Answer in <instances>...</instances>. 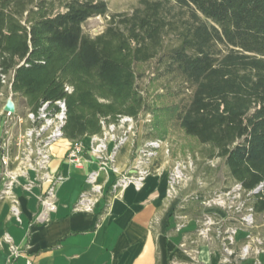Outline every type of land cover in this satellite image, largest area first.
Returning a JSON list of instances; mask_svg holds the SVG:
<instances>
[{
    "label": "trees",
    "instance_id": "obj_1",
    "mask_svg": "<svg viewBox=\"0 0 264 264\" xmlns=\"http://www.w3.org/2000/svg\"><path fill=\"white\" fill-rule=\"evenodd\" d=\"M3 77L28 110L64 101L70 142L120 117L150 116L145 140H164L160 120L175 125L264 215V0H141L112 15L105 0H0L6 98Z\"/></svg>",
    "mask_w": 264,
    "mask_h": 264
},
{
    "label": "crops",
    "instance_id": "obj_2",
    "mask_svg": "<svg viewBox=\"0 0 264 264\" xmlns=\"http://www.w3.org/2000/svg\"><path fill=\"white\" fill-rule=\"evenodd\" d=\"M146 141L141 137L136 145L129 143L116 156V166L123 172L130 170L137 149ZM72 143L62 139L53 147L51 172L63 175L65 182L58 189V208L49 223L34 222L41 208L37 196L43 190L39 188L34 195L17 190L21 226L11 217L9 204L0 202V264H221V242L215 236L197 246L192 244L199 239V220L190 212L195 204H201L200 196H185L181 191L177 198L168 199L170 167L158 159L153 164V175L141 190L130 185L114 194L115 175L111 171L100 172L104 198L96 211L75 212L80 195L87 188V175L99 166L88 163L84 169L73 168L66 158ZM86 158L91 160L89 152ZM210 212L227 221L222 212ZM180 216H186L188 221L183 230L177 228ZM6 233L13 239L17 256H12L9 245L3 241ZM239 235L237 248L246 242Z\"/></svg>",
    "mask_w": 264,
    "mask_h": 264
},
{
    "label": "built area",
    "instance_id": "obj_3",
    "mask_svg": "<svg viewBox=\"0 0 264 264\" xmlns=\"http://www.w3.org/2000/svg\"><path fill=\"white\" fill-rule=\"evenodd\" d=\"M2 84L8 87L9 95L0 94V119L5 118L2 136L0 137V202L9 204L11 217L18 225L23 224L20 198L17 193L21 189L27 195H34L35 189L43 190L37 196L40 210L34 218L38 224H47L58 208L57 192L65 182L63 175L51 172L53 147L63 139V128L67 121V107L64 101L54 104L44 103L37 111L28 110L21 115L18 104L13 100L9 78L3 77ZM66 91H71L67 88ZM12 99L15 112L5 110L6 103ZM150 116L147 117L149 119ZM149 121V120H147ZM136 120L131 117H120L117 123L106 125L100 135L86 137L71 144L67 152V161L75 169H84L88 163L97 164L99 169L87 175L85 188L76 204L75 212L94 213L104 198V186L99 182L100 172L111 171L116 180L112 190L114 194L123 192L132 185L141 190L145 181L154 173L153 161L157 151L164 145L161 140L147 141L135 158L133 167L128 172L121 171L115 164V158L126 144L128 135L134 134ZM90 153L91 160L86 158ZM192 163H177L169 173L167 198L173 200L179 195L180 187L189 180L188 170ZM46 188H44V186ZM260 186L256 191L261 189ZM254 192H246L239 183L228 192L216 195L202 204L208 208L202 221L198 222L196 234L199 242L210 241L215 236L221 242V264H264V240L248 236L246 242L237 248L240 229L225 226L209 210L218 208L225 214L240 215L242 225L252 228L254 210L251 199ZM177 225L179 230L187 226V217L180 216ZM3 241L10 247L12 256H17V248L12 237L6 233ZM197 255V249H194ZM30 264V263H28ZM179 264V263H174Z\"/></svg>",
    "mask_w": 264,
    "mask_h": 264
},
{
    "label": "rangeland",
    "instance_id": "obj_4",
    "mask_svg": "<svg viewBox=\"0 0 264 264\" xmlns=\"http://www.w3.org/2000/svg\"><path fill=\"white\" fill-rule=\"evenodd\" d=\"M105 1L108 3L109 14L112 15L116 13L131 12L138 6L141 0ZM107 20L108 18L106 19L103 17L90 19L84 25V31L91 36H97L105 29ZM147 82L148 78H145L143 84H147ZM18 108L21 115L28 111L23 101L18 102ZM162 117L163 115L161 114V118ZM147 120L145 121L142 119L136 123L135 133L128 135L127 142L123 148L127 147L128 144L132 142L136 145L137 141L141 137L143 138V135L147 132L145 124H150V120L152 119L149 118ZM5 122L6 119L4 117L0 119V137L2 136V130ZM158 124L161 130L157 131V134L158 136L160 134H165V138L164 140H161L164 145L157 151L154 161L158 159L159 162L167 165V167H170V172L177 163L186 164L187 166L192 163V168H190L187 172L189 180H187L180 187L179 194L182 191L185 196L193 193L194 196H200V198H202L200 201L201 204H195L194 209L190 212L193 218H197L199 221H202L204 214L208 212V208L202 203L214 198L216 195L228 192L236 185V183L229 178L227 171L220 160H209L207 158L206 147L201 146L195 139L185 136L181 130L169 122L164 123V121L160 120ZM62 142L66 144V141ZM146 142H144L142 146L137 149L135 158ZM210 210L222 212L218 208H210ZM222 214L227 218L226 222H222L225 226H232L240 229L239 238H243L242 242L246 241L248 236L259 237L264 240V215H255L253 227L247 228L242 225L240 215L225 214L224 212H222ZM214 216L222 220L218 215ZM261 259L264 263L263 257H261Z\"/></svg>",
    "mask_w": 264,
    "mask_h": 264
},
{
    "label": "water",
    "instance_id": "obj_5",
    "mask_svg": "<svg viewBox=\"0 0 264 264\" xmlns=\"http://www.w3.org/2000/svg\"><path fill=\"white\" fill-rule=\"evenodd\" d=\"M5 110L7 112H15V103L12 99H9L6 103Z\"/></svg>",
    "mask_w": 264,
    "mask_h": 264
}]
</instances>
